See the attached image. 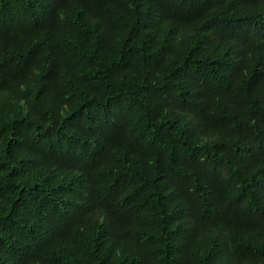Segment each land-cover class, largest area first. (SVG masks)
Segmentation results:
<instances>
[{
    "label": "trees",
    "instance_id": "trees-1",
    "mask_svg": "<svg viewBox=\"0 0 264 264\" xmlns=\"http://www.w3.org/2000/svg\"><path fill=\"white\" fill-rule=\"evenodd\" d=\"M0 264H264V0H0Z\"/></svg>",
    "mask_w": 264,
    "mask_h": 264
}]
</instances>
